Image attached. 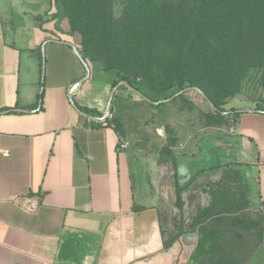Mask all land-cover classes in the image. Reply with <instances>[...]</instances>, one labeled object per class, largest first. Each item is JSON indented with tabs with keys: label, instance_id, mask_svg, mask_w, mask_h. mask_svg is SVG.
<instances>
[{
	"label": "crops",
	"instance_id": "1",
	"mask_svg": "<svg viewBox=\"0 0 264 264\" xmlns=\"http://www.w3.org/2000/svg\"><path fill=\"white\" fill-rule=\"evenodd\" d=\"M52 1L0 0V264H212L194 257L185 195L233 168L264 214V113L167 155L133 148L105 118L116 75L60 35ZM245 252L264 264V235Z\"/></svg>",
	"mask_w": 264,
	"mask_h": 264
},
{
	"label": "rangeland",
	"instance_id": "2",
	"mask_svg": "<svg viewBox=\"0 0 264 264\" xmlns=\"http://www.w3.org/2000/svg\"><path fill=\"white\" fill-rule=\"evenodd\" d=\"M62 1L59 5L52 1L51 7V13L64 7L57 19L60 35H72L89 63L107 71L113 66L120 82H124L118 83L112 105L117 127L133 148L145 154L167 155L174 148L197 143L207 133L218 132L234 118L235 109L264 103L262 66L244 67L234 60L231 65L234 73L240 71L238 75L199 74L196 75L198 86L180 91L176 74L172 68L165 69L168 64L163 63L168 48L159 42L154 44L153 51L161 59H150V63L156 60L159 65L143 69L141 65L149 62L144 56L146 47L139 45L130 31L135 28L131 20L144 18V14L135 10L139 0H103L101 25L88 15L89 9L74 5L72 11H68L65 9L67 0ZM184 1L155 0L161 8L156 14L161 19L174 11L180 16L184 12ZM85 36H88L86 43ZM189 84L186 81L184 85ZM137 89L149 98L141 96ZM207 97L224 112H217ZM222 171L221 176L204 180L186 193L184 222L200 236L196 259L213 260L212 264H243L245 250L261 243L264 214L252 207L239 171L233 168ZM177 213V208L171 212L174 222L180 220Z\"/></svg>",
	"mask_w": 264,
	"mask_h": 264
},
{
	"label": "trees",
	"instance_id": "3",
	"mask_svg": "<svg viewBox=\"0 0 264 264\" xmlns=\"http://www.w3.org/2000/svg\"><path fill=\"white\" fill-rule=\"evenodd\" d=\"M54 1L59 5L62 0ZM102 3L103 0H67L65 9L72 11L74 5H80L81 8L89 9L88 15L94 17L101 25ZM136 5L135 10L144 14V18L142 21L131 20L135 28L130 31L137 43L146 47L144 56L149 58V62L141 67L144 69L159 65L155 61L161 57L156 56L153 46L163 42L168 48L163 62L164 65L168 64L165 69L172 68L179 80L180 91L198 86L199 74L218 77L226 73L233 75L231 63L234 60L242 63L244 67H264V0H185L183 14L178 16L174 11L166 19H161L156 14L161 8L155 0H139ZM62 9H57L53 13L54 17L58 18ZM87 37H84L85 43L88 41ZM85 43L83 46L86 50ZM153 57H156V60L150 63ZM110 72L116 75L113 82L115 86L120 82L119 74L113 66ZM186 81L190 82L187 86L184 85ZM137 92L146 99L149 98L138 89ZM207 99L217 112H224V109L209 97ZM83 110L89 112L86 108ZM246 110L264 113V103L258 102L252 109ZM242 112L241 109H235L234 115L238 116ZM114 118L112 122L116 125ZM182 192L183 188L177 183L176 204L180 211L183 207Z\"/></svg>",
	"mask_w": 264,
	"mask_h": 264
},
{
	"label": "water",
	"instance_id": "4",
	"mask_svg": "<svg viewBox=\"0 0 264 264\" xmlns=\"http://www.w3.org/2000/svg\"><path fill=\"white\" fill-rule=\"evenodd\" d=\"M45 51V45H43L42 46V52H44ZM44 62H45V60H44ZM85 65H87L86 63H85ZM89 76V74L86 76V77H88ZM86 77L85 78H82V79H80V80H78L71 88H70V90H69V93L71 94V93H73L75 90H77L82 84H83V82L85 81V79H86ZM120 83H124V82H120ZM118 86V85H117ZM117 86L116 87H114L113 89H112V92H111V99L113 98V96H114V93H115V91H116V89H117ZM111 99H110V101H111Z\"/></svg>",
	"mask_w": 264,
	"mask_h": 264
},
{
	"label": "built area",
	"instance_id": "5",
	"mask_svg": "<svg viewBox=\"0 0 264 264\" xmlns=\"http://www.w3.org/2000/svg\"><path fill=\"white\" fill-rule=\"evenodd\" d=\"M105 118L107 120H113L114 118V111H113V108H112V105L109 104V106L107 107V110L105 111ZM127 143H123V147H126Z\"/></svg>",
	"mask_w": 264,
	"mask_h": 264
}]
</instances>
